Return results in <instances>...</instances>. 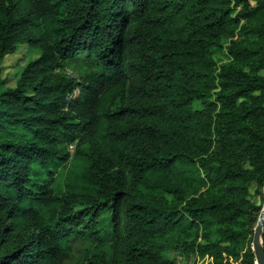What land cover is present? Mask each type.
<instances>
[{"label":"trees","instance_id":"obj_1","mask_svg":"<svg viewBox=\"0 0 264 264\" xmlns=\"http://www.w3.org/2000/svg\"><path fill=\"white\" fill-rule=\"evenodd\" d=\"M254 185L264 0H0V264H256Z\"/></svg>","mask_w":264,"mask_h":264},{"label":"rangeland","instance_id":"obj_2","mask_svg":"<svg viewBox=\"0 0 264 264\" xmlns=\"http://www.w3.org/2000/svg\"><path fill=\"white\" fill-rule=\"evenodd\" d=\"M40 50L38 47L31 46L29 44H22L19 46V49L16 54L11 56H7L4 60V72L3 75L8 78V86H14L16 83V77L22 72L23 68L26 66L28 62L33 59H36L40 55ZM219 56L222 59L226 58V55L220 53ZM64 74L80 77L81 70L75 67H67L64 71ZM72 148V147H71ZM255 185L251 189V193L253 196V200L258 204H264V195H257L255 192ZM73 252L70 258L65 261L63 264H82L84 251L87 246V243L80 238L73 239ZM170 255L175 258L179 264H185L186 262L193 261L194 258L191 259L182 256L177 251L172 250Z\"/></svg>","mask_w":264,"mask_h":264},{"label":"water","instance_id":"obj_3","mask_svg":"<svg viewBox=\"0 0 264 264\" xmlns=\"http://www.w3.org/2000/svg\"><path fill=\"white\" fill-rule=\"evenodd\" d=\"M263 227H264V206L255 228L252 248L256 257V264H264V246H263Z\"/></svg>","mask_w":264,"mask_h":264}]
</instances>
